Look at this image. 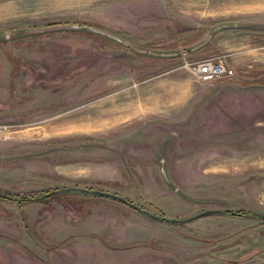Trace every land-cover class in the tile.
Masks as SVG:
<instances>
[{"label": "rangeland", "instance_id": "1", "mask_svg": "<svg viewBox=\"0 0 264 264\" xmlns=\"http://www.w3.org/2000/svg\"><path fill=\"white\" fill-rule=\"evenodd\" d=\"M0 192V264H264V0H0Z\"/></svg>", "mask_w": 264, "mask_h": 264}, {"label": "water", "instance_id": "2", "mask_svg": "<svg viewBox=\"0 0 264 264\" xmlns=\"http://www.w3.org/2000/svg\"><path fill=\"white\" fill-rule=\"evenodd\" d=\"M51 28H79V29H85V30H90V31H95V32H99L101 34H105L103 33L102 31L96 29V28H93V27H90V26H87V25H84V24H58V25H52V26H45V27H40L38 28L39 30H44V29H51ZM216 28V27H215ZM213 28V30L215 29ZM106 36H109V34H105ZM115 39H117L116 37L114 36H111ZM118 40V39H117ZM62 188H57L55 190H53L54 192H59L61 191ZM78 190L80 191H88L90 193H94V194H97V195H103V196H107V197H111V198H114V199H117L119 201H122V202H125L127 203L128 205L138 209L139 211H141L142 213H144L145 215L149 216V217H152V218H155V219H164L166 221H175L176 219H172V218H169V217H161V216H156L154 214H151L149 213L148 211L144 210V209H141L140 207L134 205L133 203L129 202L128 200H126L125 198L119 196V195H116V194H113V193H109V192H106V191H102V190H93V189H86V188H78ZM223 211H229L231 213H234V211H232L230 208H225V209H207V210H203L193 216H190L188 218H185V219H190L192 217H196V216H200V215H203V214H209V213H216V212H223ZM257 216L264 219V213H257Z\"/></svg>", "mask_w": 264, "mask_h": 264}, {"label": "built area", "instance_id": "3", "mask_svg": "<svg viewBox=\"0 0 264 264\" xmlns=\"http://www.w3.org/2000/svg\"><path fill=\"white\" fill-rule=\"evenodd\" d=\"M191 73L200 81H209L220 77H229L232 69L214 57H203L188 64Z\"/></svg>", "mask_w": 264, "mask_h": 264}, {"label": "bare ground", "instance_id": "4", "mask_svg": "<svg viewBox=\"0 0 264 264\" xmlns=\"http://www.w3.org/2000/svg\"><path fill=\"white\" fill-rule=\"evenodd\" d=\"M100 110H101L100 108H94L93 110L88 111L85 114L86 116L81 117L80 119H78L77 122H83L84 124H94V122L101 116ZM93 115H95V116H93Z\"/></svg>", "mask_w": 264, "mask_h": 264}, {"label": "crops", "instance_id": "5", "mask_svg": "<svg viewBox=\"0 0 264 264\" xmlns=\"http://www.w3.org/2000/svg\"><path fill=\"white\" fill-rule=\"evenodd\" d=\"M192 85V84H191ZM190 85V86H191ZM212 85L211 84H204V83H196V84H193L191 87H192V90L194 91H197V93L195 94V96L193 98H196L198 95H200L201 92H203L204 90H206L207 88L211 87ZM191 90V89H190ZM200 91V93H198ZM192 100V99H191ZM177 102H178V99H177ZM174 101L175 104L173 105H169V109H173V106H176V103ZM124 110V109H123Z\"/></svg>", "mask_w": 264, "mask_h": 264}, {"label": "trees", "instance_id": "6", "mask_svg": "<svg viewBox=\"0 0 264 264\" xmlns=\"http://www.w3.org/2000/svg\"><path fill=\"white\" fill-rule=\"evenodd\" d=\"M0 196L1 197H6V198H12L13 196H10V195H8V194H6V193H3V192H0ZM18 199H21V198H18ZM130 202V201H129ZM139 207V206H138ZM141 208V207H140ZM141 209H143V208H141ZM235 214H238L239 212H234ZM260 218V217H259ZM262 219V218H261ZM263 221H264V219H262Z\"/></svg>", "mask_w": 264, "mask_h": 264}]
</instances>
